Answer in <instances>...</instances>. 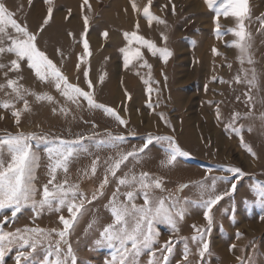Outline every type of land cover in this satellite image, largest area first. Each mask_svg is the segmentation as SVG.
<instances>
[{
	"label": "rangeland",
	"instance_id": "1",
	"mask_svg": "<svg viewBox=\"0 0 264 264\" xmlns=\"http://www.w3.org/2000/svg\"><path fill=\"white\" fill-rule=\"evenodd\" d=\"M0 2L15 13L14 18L19 23L38 33V46L71 82L79 83L82 87L85 86L84 78L76 65L78 56L83 54L82 36L85 34L84 17L87 16L86 38L91 56L86 59L94 83V97L98 103L115 109L127 121V125L122 126L102 110L90 109L86 102H82L80 107L66 102L52 85L39 82L26 65L19 73L8 72V78L22 76L19 83L24 88L35 93H49L57 103L37 102L33 96H26L31 110L22 112L21 123L17 126L11 113L23 109V102L17 101L14 94H6L11 92L10 89L0 91V103L8 101L15 104L14 108L7 110L0 108V116L3 117L0 119V137L18 131L44 134L49 141L55 138L71 140L80 136L92 137L85 141V147L90 151L75 159L69 165L67 174L62 170L57 172V183L67 179L70 184H78L85 196L82 215L65 238L71 244L77 264H108L113 251L107 245L94 243L103 226L113 220L108 206L117 187L116 178L109 175V183L102 190L104 194H98L106 174L105 161L111 163L109 158L118 155L117 150L96 144L108 132L125 137L119 152L142 146L145 137L152 134L174 137L181 149L189 153L187 157H178L173 165L166 166L165 146L154 144L139 162L130 158L117 173L118 177L130 171L136 174L150 173L163 183V190H155V196L179 200L187 210L182 220H176L174 227L164 220L155 222L154 230L159 233L155 248L159 249L170 239L173 242V251L170 254L157 251V259L167 255V264H264V207L255 202L252 191L255 186L264 185V26L261 23L264 21V0H249V16L244 23L250 48L243 64L239 59V50L228 46L237 39L227 31L236 27L235 18L221 16V31L226 34L218 39L214 33V10L207 7L205 0H152L150 11L166 23L153 21L151 26L142 15L148 0H135L141 10L139 13L133 11L131 0H89L90 9L83 0H54L53 18L42 32L39 29L48 7L44 0ZM137 22L138 34L158 46H165L161 34L167 36L166 46L173 54L166 64L158 55L153 57L147 49H142L151 68H141L139 62L124 68L121 49L127 45V41L123 34L136 30ZM104 32L108 33L107 38L103 36ZM213 47L221 55H214ZM249 57L251 64L248 63ZM13 58L5 55L0 57V63L8 64ZM253 70L255 87L247 83L252 79ZM7 71H0V84L6 83L4 72ZM101 75L104 76L103 83L99 82ZM237 75L244 82L236 83ZM127 77H131L132 82ZM145 79H150L151 94L147 91L149 85L144 83ZM114 87L117 89L116 95L112 94ZM125 92L130 94V99ZM53 108L57 110L54 112ZM62 108L65 111H60ZM217 108L222 117L220 120L216 118ZM134 111L139 118L141 116L138 114L146 112L149 120H133ZM234 113H239L241 119L233 123ZM233 127L241 128L244 142L252 148L255 156L241 146L240 137L232 131ZM36 143L33 141L34 145ZM49 146L40 142L37 148L39 161L35 169V185L38 189H42L50 178L45 151ZM96 157H99V163L93 176L91 163ZM228 167H239L245 175L240 179L236 191L224 196L213 208V224L209 228L203 215L204 209L198 203L200 190L196 185L201 181L210 185L213 177L231 176L224 171ZM184 185L188 187L183 188ZM230 188L231 181L225 183L218 180L216 193L227 192ZM128 190L121 187V192ZM94 193H97L95 200L92 199ZM123 199L120 196V200ZM89 200L91 203H88ZM136 203L142 205L143 199L138 198ZM61 214L68 216L66 209L57 213L53 209L39 211L26 207L12 219L10 210H5L0 213V219L4 215H9L10 219L0 228L13 232L34 227L47 232L55 229L56 232L38 247L29 261L24 262L41 264L49 243L55 245L59 240L56 233L63 229L59 221ZM193 226L206 230L204 238L209 242V251L203 258L198 255L199 242L192 240L193 236L198 235ZM185 245L190 253L187 262L183 261ZM61 248L66 251L67 245L61 243ZM21 250L25 249L14 245L5 253L0 264H16L15 257ZM149 258L145 250L139 264H147Z\"/></svg>",
	"mask_w": 264,
	"mask_h": 264
},
{
	"label": "snow or ice",
	"instance_id": "2",
	"mask_svg": "<svg viewBox=\"0 0 264 264\" xmlns=\"http://www.w3.org/2000/svg\"><path fill=\"white\" fill-rule=\"evenodd\" d=\"M44 3L48 7L39 32H42L44 27L53 18L54 0H44ZM83 3L84 5H88L90 9L89 0H83ZM131 3L133 11L139 13L141 10L137 7L135 0H131ZM205 3L210 10H214V33L218 39L226 34L221 31V16L224 18H235L237 22L236 27L227 31L237 39L228 46H234L239 50V59L241 64H243L244 57L248 55L250 48V44L247 43L249 34L245 31L244 23L245 19L249 16V0H205ZM151 5L152 0H148V4L142 9V15L148 21L149 26H151L153 21L166 23L150 11ZM14 17L15 13L10 11L5 3L0 2V57L5 55L14 57L8 64L0 63V71L4 69L8 70L4 72L6 83L0 84V91L10 89L11 92L6 94H14L17 101L23 102V109H16L11 113L15 118L17 126L21 123L22 112L31 110L26 96H33L37 102L57 103L55 97L49 93H35L24 88L19 83V80L23 79L22 76L8 78V72L19 73L25 65L33 71L35 78L39 82L52 85L66 102L76 107H80L82 102H86L90 109L102 110L107 116L117 121L119 125H127V121L119 112L112 107L98 103L94 97V83L90 78V64L86 59L91 56L89 41L86 38L88 28L87 16L84 17L85 34L82 36L83 54L78 56V63L76 65L77 71H82L84 87L79 83L71 82L62 72L61 68L38 46V33H33L26 24L22 25ZM261 23L264 26V21H261ZM135 29L130 33L125 32L123 34L127 41V45L121 49L124 68L127 69L133 66L134 62H139L138 66L141 68H151V65L145 59L142 49H147L153 57L158 55L162 59V62L166 64L173 54L166 46L167 36L161 34L165 46H158L154 41L138 34L139 22L135 25ZM69 35L72 34L69 33ZM103 36L107 38L108 33L104 32ZM212 52L214 55H221L215 47H213ZM248 63H252L250 57L248 58ZM229 67L231 66L229 65ZM246 77L247 73H245ZM103 80L104 76L101 75L99 82L103 83ZM235 82L242 83L244 81L237 75ZM144 83L149 85L147 91L151 94L153 89L150 79H145ZM247 83L251 87L256 86L254 70L252 79L247 80ZM125 95L128 99L131 98L127 92H125ZM246 95L248 94L246 93ZM248 98L251 100L250 95H248ZM14 107L15 104L13 102L5 101L0 103V108L4 110ZM56 110L53 108L54 112ZM60 111H65V109L62 108ZM161 118L163 119V116ZM216 118L217 120L222 119L219 108H217ZM0 119H3V117L0 116ZM238 119H241L240 114L234 113L232 122L234 123ZM93 127H95V124H93ZM232 131L240 137L241 146L251 155L255 156L252 148L244 142L241 128L233 127ZM91 139L92 137L80 136L71 140L55 138V140L49 141L44 134L37 135L36 133H24L23 131L0 137V213L10 210V217L12 219L26 207L39 211H43L46 208L53 209L57 213H61L63 209H66L68 213L67 217L63 214L59 215V221L63 225V229L56 233L59 240L56 241L55 245L49 243L47 254L41 264H77V258L71 244L65 238L73 230L79 216L82 215L85 196L80 192L78 184H70L67 179L61 183H57V172L58 170H62L67 174L69 165L81 154H86L90 151L88 147H85V141ZM124 140V136L108 132L105 138L99 139L96 142L98 147L117 150L118 155L116 158H109L111 163L105 161L106 174L99 186L100 190L98 192L100 196L104 194L102 190L109 183V175L116 178L117 187L110 198L108 206L113 220L111 223L103 226L99 233V238L94 243L98 246L107 245L113 249L108 264H139V258L145 254V250H147V254L150 257L147 264H161V260L163 264H167L168 256L162 255L160 259H157L156 252L160 251L161 253L170 254L173 251V242L170 239L159 249H156L155 245L158 243L157 237L159 233L154 230V224L158 220H164L174 227L177 219L182 220L184 218L187 211L186 208L180 204L179 200H174L172 197L155 196V190H163V183L161 179L153 178L150 173L145 171L136 174L130 171L122 177H118L117 173L122 169V166H126L130 158L139 162L141 156L146 154V150L154 144L165 146L163 151L167 157L166 166L173 165L178 157H187L189 153L182 150L172 136H153L152 134H148L142 146L138 148L134 147L127 152H119L118 150ZM33 141L37 143L34 145ZM40 142L51 145L45 149L49 160L50 178L47 184L42 186V189H38L35 185V169L38 167L39 161L37 148ZM98 163L99 157H96L91 163V174L93 176L97 172ZM224 171L230 173L231 176L213 177L210 185H206L203 181L198 182L196 185L200 190L198 203L204 209L203 215L209 228L213 224V208L224 196L231 195L236 191L240 179L245 175L239 167H228ZM218 180L225 183L231 181L230 190L217 194L216 184ZM122 186L130 190L121 192ZM186 187L188 185L183 186V188ZM183 188L180 190L182 191ZM252 191L254 192L255 202L264 207V185H257ZM38 194L40 196L39 199H37ZM120 196H123L124 199L120 200ZM138 198L143 199L142 205L136 203ZM92 199H97V193L93 194ZM88 203H91V200ZM10 217L9 215H4L0 219V225L6 224ZM193 228L198 235L193 236L192 240L193 242H199L198 255L203 258L209 251V242L204 238L206 230L197 228L196 226H193ZM53 232H56V230L53 229L51 232H47L38 227L25 228L23 230L16 229L14 232L3 231L0 228V261L3 260L8 250L14 245H18L20 249L25 250L18 252L15 261L16 264H24V262L29 261L33 254L37 252L38 247L42 246L43 242ZM61 243L67 245L66 251L62 250ZM189 254V249L185 245L183 261H188ZM49 257L53 258L49 259Z\"/></svg>",
	"mask_w": 264,
	"mask_h": 264
},
{
	"label": "bare ground",
	"instance_id": "3",
	"mask_svg": "<svg viewBox=\"0 0 264 264\" xmlns=\"http://www.w3.org/2000/svg\"><path fill=\"white\" fill-rule=\"evenodd\" d=\"M100 40V39H99ZM99 43V42H98ZM101 43H99V45H100ZM129 80H130V82H132V79H131V77H127ZM129 82V83H130ZM131 84V83H130ZM130 86V85H129ZM116 90L117 89H115V87L113 88V93L112 94H114V95H116ZM113 95V96H114ZM116 98V97H115ZM114 98V99H115ZM117 100V99H116ZM117 102V101H116ZM132 110V109H131ZM142 112V111H141ZM133 115H132V118H133V120H139V119H141V120H149V118H150V116L146 113V112H142V113H140V114H138V115H140L141 117L139 118V117H136V113H135V111L132 113ZM152 118V117H151ZM192 121V120H191ZM153 121H151V123H152ZM150 123V122H149ZM153 124V123H152ZM189 124H191V123H189ZM190 129V128H189ZM188 130V129H187ZM189 131V130H188ZM187 131V132H188ZM190 133H191V130H190ZM191 135V137H192V134H190Z\"/></svg>",
	"mask_w": 264,
	"mask_h": 264
}]
</instances>
